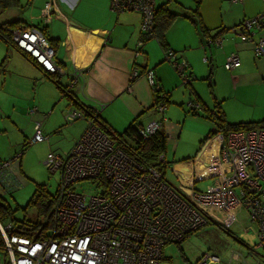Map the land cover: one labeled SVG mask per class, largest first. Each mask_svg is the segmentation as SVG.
<instances>
[{
    "label": "built area",
    "instance_id": "1",
    "mask_svg": "<svg viewBox=\"0 0 264 264\" xmlns=\"http://www.w3.org/2000/svg\"><path fill=\"white\" fill-rule=\"evenodd\" d=\"M240 1L233 0L232 2ZM109 10L115 14L137 12L140 16L139 31L146 38L153 27L155 0H109ZM50 3L40 9L42 22L51 16ZM240 40H253L255 56L264 52V0L262 10L255 16L242 19L226 32ZM259 32V33H258ZM13 43L45 72L63 75L62 66L54 57V48L48 37L37 29L14 28L10 30ZM256 35V36H255ZM148 38V37H147ZM220 34H208L204 44L220 45ZM139 38L137 45L141 44ZM187 85L191 80L183 59L167 47L163 52ZM239 64L233 51L225 55L223 66L231 70ZM133 67L129 74H138ZM145 77L153 85L152 70ZM82 69L73 68L64 94L78 78ZM190 109L201 108L198 101L188 100ZM78 105L69 106L63 113L65 121L81 118L84 128L64 155L47 158L49 171H58L56 197L52 216L54 226L47 235L30 238L9 232L10 222H0V249L6 253L9 264H161L162 248L166 243L182 240L189 232L209 221L231 232L238 207L245 209L248 220L255 223L256 241L247 248L264 246V127L230 130L221 136L218 144V171L205 189L190 188L188 194L167 182L152 165L145 164L124 151L117 142L99 127L94 113ZM164 100L156 106L159 116L139 128L146 137L163 129ZM36 107L27 108L31 115ZM213 108L208 112L214 113ZM31 141L47 137L39 121L32 124ZM10 159H0V194L10 190L14 178L10 175ZM158 161H165L164 151L157 154ZM80 179H94L96 192L86 193L73 188ZM227 233V232H226ZM264 264L262 256L254 263L248 262L240 250H231L229 258L221 261L215 253L201 252L193 264Z\"/></svg>",
    "mask_w": 264,
    "mask_h": 264
},
{
    "label": "crops",
    "instance_id": "2",
    "mask_svg": "<svg viewBox=\"0 0 264 264\" xmlns=\"http://www.w3.org/2000/svg\"><path fill=\"white\" fill-rule=\"evenodd\" d=\"M18 1L20 3L19 7L6 9L10 12V17L6 20L18 18L27 23L26 21L33 14H36L38 9L40 11L44 3H50L51 16L46 23L45 32L54 40V57L64 70V74L61 76L65 75L68 81L73 68L82 69V78L78 77L73 82L71 93L75 100H77L76 98L81 99L84 103L82 101L79 102L87 105L86 107L91 108V105H97L98 102L102 104H100V108L108 103H119L122 116L119 114L115 120L111 117V114L103 110H99V113L97 111L99 118L112 130H123L128 121H131L134 117L138 118L140 124L143 125L147 120L143 121L142 117L150 120V118H154L153 113L156 114L155 119L159 116L157 112L147 110L152 99L150 87L144 74L147 69L152 70L154 82L162 89V92L166 96L165 108L167 105H170L169 110H165L164 108L165 112L163 110L162 113L164 115L162 130L165 133V142L167 141V136L176 132L174 125H167L165 123L166 119L170 120L173 118L172 116L178 110L175 107L180 106L182 103L181 99L185 98L187 109L182 110V118L191 116L206 120L198 127L196 124V129L193 131L195 137L206 128L205 132L209 129L210 122L207 120L208 117L206 115L213 108L219 109L226 120L246 121L264 118V96L255 97L254 100H251L252 97L249 95L247 87L252 82L264 83V52L259 56L253 54L252 45L254 39L243 41L223 31L219 33L223 36L220 45L215 46L212 43L204 44L203 41L199 45L197 42H194L184 52L185 43L181 45L174 43V41L181 40V38L174 40L168 37L166 39L163 34L165 45L167 47L172 46L174 51L179 52L177 56L183 58L186 69L192 76L191 81L187 84L188 91L185 95H182L181 91L179 96L171 97L170 93L177 87V85L175 86L176 74L173 68H170L168 63L164 61L163 57L158 59L151 67H148L145 62H133L136 63L139 72L133 79H130L129 74L135 66L133 64V66H130L129 60L136 53L137 55L141 54V52L145 53L148 48L144 49V42L141 45L136 44V41L141 36L139 25L136 22H128L129 20L124 17L112 15L109 12V0ZM167 1L169 0H155V6ZM23 2L30 5L28 12L24 10L26 8L23 6ZM201 2L202 0H200ZM200 3L199 8L201 6ZM232 3H226V8L228 9L226 10L227 17L224 11L219 15L214 14V7H210L211 11L209 15L213 14V16L211 18H203L202 22V25L210 34L221 29H228L232 25L238 24L244 18L257 15L262 10V0H240ZM132 13L137 15L140 24L139 14L137 12ZM223 14L228 18V21H224ZM176 18H180V16H176L173 20ZM136 31L138 32L135 42L130 47L128 44L133 42V34ZM196 34L199 36V41L201 42L203 37L197 32ZM118 39L122 43H118ZM0 40L5 47L3 55V59H5L10 55L11 48L15 47L7 45L1 37ZM158 43L163 52L161 43L159 41ZM15 50L14 56L11 57L15 62L12 69L18 70L20 74H24L22 76H28V78L41 80L43 76L48 77V74L38 65H35L31 59L26 57L17 48ZM231 51L237 54L239 64L233 69L228 70L223 66V61L225 55ZM20 63L22 64L21 67ZM208 73H210V76L207 79L205 77ZM219 74H222L226 79L225 82H222L224 88L223 86L218 87L217 78H219ZM5 84L6 80L0 83L1 91ZM188 100L198 101L201 108L190 109L187 106ZM248 106L250 108H247ZM27 108L25 109L26 111ZM44 108L46 107H41V109L36 107L31 115H28L27 112L25 114L29 117L37 114V118L36 120H32V124L34 121L40 122L42 131L47 134V137L43 140H47L48 142L49 133L43 128L45 119ZM118 119L121 122L127 119L128 121L118 128ZM176 122H178L177 119ZM81 128L82 126L76 128L73 137H76ZM204 136L205 133L199 138V142L192 151H186L181 156L168 161L177 174L179 185L197 190L198 188L191 187L188 184L189 180L194 184L206 178L208 181L205 186L199 189L203 190L212 183L214 175L218 171V144L220 143L222 134L215 133L203 139ZM183 143H187V139H184ZM212 143H214V151L209 150L211 148H207ZM48 144L50 145V142ZM165 161L167 163V160ZM214 228L222 229L217 225ZM194 231L197 232V229Z\"/></svg>",
    "mask_w": 264,
    "mask_h": 264
},
{
    "label": "rangeland",
    "instance_id": "3",
    "mask_svg": "<svg viewBox=\"0 0 264 264\" xmlns=\"http://www.w3.org/2000/svg\"><path fill=\"white\" fill-rule=\"evenodd\" d=\"M195 2L196 0H169L168 5H170L171 10H177L176 7L179 6L181 11L188 13L194 8L196 4ZM226 3L233 4L231 0H202L200 8L196 4L201 23L203 22V18H211V16H213V14L211 16L209 15L211 11L210 7H214V14L219 15L224 11L226 13L224 14L227 17L226 10L228 9L226 8ZM23 6L26 8L24 10L28 12L30 5L23 2ZM109 12H111L112 15L124 17L129 20L128 22H136L137 25H139L137 15L132 12L125 11L118 14H115L113 11ZM224 14V21H228V18H226ZM9 17L10 12H8V10L0 12V22L8 19ZM40 20V12L38 9V12L33 14L26 22L28 25H41ZM137 32L138 31L133 34V42L128 44V46H133ZM227 33L232 35V32L230 31H227ZM164 35L166 39L168 37L174 40H176V38H181V40H176L174 43L178 45L185 43V48L183 49L184 52L190 47V45H192V43L197 42L199 45L202 43V40L201 42L199 41V36L194 31L192 23L188 19L181 16L170 23ZM117 42L122 43L119 39ZM143 42L144 49H148L145 53L141 52L139 55L136 53V55L129 60L130 66L134 65L136 67L137 62H145L148 67H151L161 57L164 59L162 49L155 36L151 35ZM169 48H172V46ZM15 49L16 48H11L10 55L3 59L5 47L3 42L0 40V83L3 80H6L4 88L2 91L0 90V159H10L14 154L22 150L20 157L10 162V175L14 178V185L10 190H4L0 195L3 202L9 205L13 210V217L20 219L24 214H26V216H31L35 213L32 206L23 207L25 206L28 197L34 191L36 184H44V188L49 194L54 193L58 182V171H49L47 167V158L53 154L61 156L64 155L72 146L84 127L83 119L65 121L63 119L64 111L69 106H77L78 104L85 107L87 105L82 104L84 102L79 98H76L77 100H75L71 93L72 86L69 88V97L64 94L58 86H56L50 77L43 76L41 80L28 78V76H22L24 74H20L18 70L12 69L15 62L11 57L14 56L16 51ZM178 53L176 51L177 55H179ZM180 57L181 56H178V58ZM164 61L168 63L170 68L172 67L171 63L167 59H164ZM21 65L22 64L20 63V67ZM173 71L176 74L175 86L177 85V87H175L172 93H170V96L177 97L180 95L181 91L182 95H185L188 91V87L182 82L180 76L174 68ZM218 76V87L220 88L223 86L224 88L222 82H225L226 79L222 74H219ZM56 79L61 84H68L67 77H65V75L60 76V78L57 77ZM247 87L249 89V95L252 97L251 100H254L255 97L264 96V83L261 84L252 82L248 84ZM79 101H82V103ZM181 101L182 103L180 106L175 107L178 110H176V113L172 116L173 118L170 120L166 119L165 122L167 125L172 124L176 127V132L167 136L164 151L167 163L164 167L163 178L173 186H178L179 180L174 168L168 163V161L181 156L182 153H185L186 151H192L199 142V138L204 133L206 135L207 132L213 128L211 119L207 118L210 122L209 129L205 132L206 128L195 137L193 131L196 129V124L198 127L206 120L193 118L191 116L182 118V110L187 109L186 98L181 99ZM230 101L233 102L232 100ZM33 104L40 109L41 107H46L44 108L45 119L43 128L49 133L48 142H50V145L47 140L37 142L29 141L33 133L32 120H36L37 114L29 117L25 114V109L27 107L34 106ZM100 104L101 103L98 102L97 105H91L90 107L97 108L98 113L99 110H103L111 114V117L114 120L118 118L119 114L122 116L118 102L112 104L108 103L101 108L99 107ZM169 106L170 105H167L165 110H169ZM247 108L250 107L248 106ZM153 116L154 118H150V120L155 119L156 114L153 113ZM142 119L143 121L147 120L144 123L142 121L143 124L150 121L148 118L142 117ZM176 119L178 122H176ZM127 121L128 119L121 122V120L118 119V128L127 123ZM226 121L237 122V120L232 119H228ZM80 126H82V128L76 137H73L76 128ZM184 139H187V143H183ZM203 139H205V136ZM213 144L214 143L207 147L211 148L209 149L211 151H214ZM201 145H199V147H201ZM207 181L208 180L205 178L192 184L191 180H189L188 184L191 187L193 186L194 188L200 189L205 186ZM94 182V179H80L73 183V188L82 190L86 193L96 192ZM234 215L235 220L230 226L231 232L226 233L225 230L214 228L215 224L209 221L205 225L197 228V232H189L182 240L178 242L166 243L162 248L163 258L161 259V264H193L201 252L205 251L209 253L216 252L215 254L220 257L221 261H226V259L229 258L231 250H240L243 253L244 258L250 263H254L256 256L259 255L264 259V246H256L250 250L245 244L247 243L250 245L252 242L256 241L255 223L248 220L245 209L242 207H238L235 210ZM0 264H7L5 253L1 249ZM210 264H217V262L215 261ZM230 264H241V262L232 260Z\"/></svg>",
    "mask_w": 264,
    "mask_h": 264
},
{
    "label": "trees",
    "instance_id": "4",
    "mask_svg": "<svg viewBox=\"0 0 264 264\" xmlns=\"http://www.w3.org/2000/svg\"><path fill=\"white\" fill-rule=\"evenodd\" d=\"M198 5L200 3V0H196L195 2ZM194 6L190 12H184L181 11L180 7L177 6V10H171L170 5H168V1L159 4L154 7L153 10V27L150 30V32L147 33V37L153 35L157 38V40L161 43V46L163 47V52L167 48L165 45V40L163 38L164 32L167 30V27L170 25V23L173 21V19L176 16H181L183 18L188 19L195 31L201 36L204 37L209 33L207 29L202 25L200 21L199 14L197 12V6ZM20 3L18 0H0V12L4 11L11 7H19ZM41 19V18H40ZM41 25H28V23L23 22L22 20L16 18L12 20H6L0 22V37L7 43V45H12L18 50H20L12 41L10 30L14 28H21V29H37L43 34H45L49 42L52 46H54V40L53 38L49 37L47 33L45 32V26L46 23L42 22L40 20ZM226 31V29H221L216 32L211 33L212 35L219 34L220 32ZM140 38L142 39L141 44L146 39L144 35ZM139 44V45H141ZM172 49V48H171ZM26 57L31 59V61L35 63V61L29 57L24 51L20 50ZM48 77H50L56 85L59 87L60 90L66 87L67 84H61L56 79L57 77H60V75H57L54 72H47ZM210 73L206 74L205 78H209ZM68 82V81H67ZM210 84V82H208ZM150 91H151V103L147 110H151L153 112H156V106L160 100H164L166 104V96L162 92V89L156 85V83L153 80V85H149ZM70 92V91H69ZM69 92L66 93L67 96L70 97ZM85 110L92 112L91 108L86 107ZM145 110V111H147ZM216 112L207 114V117L211 119L213 128H211L207 134L205 135V138L212 136L215 133H221L222 135H225L230 130H238V129H249L253 127H264V118L260 120H246V121H237V122H227L221 111L219 109H216ZM95 119L97 124L105 133H107L111 138H113L117 145H119L124 151H126L128 154L132 155L133 157L137 158L138 160L142 161L145 164L152 165L155 167L163 176L164 167L166 165V161H158L157 160V154L159 152L165 151V133L162 129L155 130L153 133H151L149 136H142L139 133V128L142 126L140 124L138 118L135 117L128 122V124L123 128L121 131H115L110 128H108L103 121L99 118L98 113H94ZM20 150V154H21ZM20 157V155H19ZM57 186V185H56ZM56 197V189L54 190V193L49 194L46 189L44 188V184H36L34 191L31 193V195L28 197L25 206H32L35 210L34 215L26 216V214L23 215L20 219H17L13 217L12 215V209L9 205H7L5 202H3L2 197L0 195V222H10L11 228L9 232H15L21 235L28 236L30 238H40L42 236H45L48 234L49 230L53 228L54 221L52 216V209H53V203ZM228 232V231H226ZM178 242V241H177ZM2 243L1 237H0V244ZM1 247V245H0ZM5 253V252H4ZM6 256V253H5ZM163 258V257H162ZM6 263L9 264V261L6 259Z\"/></svg>",
    "mask_w": 264,
    "mask_h": 264
},
{
    "label": "water",
    "instance_id": "5",
    "mask_svg": "<svg viewBox=\"0 0 264 264\" xmlns=\"http://www.w3.org/2000/svg\"><path fill=\"white\" fill-rule=\"evenodd\" d=\"M182 192L188 194L190 192V188L186 186L179 185L177 186Z\"/></svg>",
    "mask_w": 264,
    "mask_h": 264
}]
</instances>
